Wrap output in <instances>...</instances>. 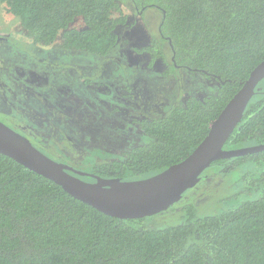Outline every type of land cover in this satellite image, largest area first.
I'll list each match as a JSON object with an SVG mask.
<instances>
[{
  "label": "trees",
  "instance_id": "16d2710c",
  "mask_svg": "<svg viewBox=\"0 0 264 264\" xmlns=\"http://www.w3.org/2000/svg\"><path fill=\"white\" fill-rule=\"evenodd\" d=\"M129 2L140 12L160 10L161 39L175 63L219 88L140 121L149 141L86 171L103 180L146 179L185 159L264 61V0H0L36 44L61 38L66 50L102 57L118 44ZM78 20L82 28H72ZM263 144L264 86L224 149ZM208 174L234 175L239 192L213 215L189 208L185 223L152 230L142 226L147 218L108 216L0 154V264H264V152L215 162L202 181Z\"/></svg>",
  "mask_w": 264,
  "mask_h": 264
},
{
  "label": "rangeland",
  "instance_id": "374dc122",
  "mask_svg": "<svg viewBox=\"0 0 264 264\" xmlns=\"http://www.w3.org/2000/svg\"><path fill=\"white\" fill-rule=\"evenodd\" d=\"M132 21L129 22L126 28L121 30V33L123 32L120 38L121 43L128 42L126 49L120 47V53L124 55L118 56V53L115 52L114 54L118 60L115 57L103 58L102 66L94 71L93 67H83L84 64L86 65L85 62L91 59L80 57L81 62H78V59H73L76 61H72L70 59L72 55L68 58V53L66 52H61L62 54L58 52L52 53L50 51L51 47L47 48L36 44L28 36L19 19L10 15L6 10V5L0 3V121L10 126L17 133L29 138L38 149L52 160L87 171L94 165L111 159L110 142L93 139L86 135L88 134L87 131L95 129L98 121L106 125H110L111 122L108 118L100 114L97 115L96 106L92 99H84L77 93H71L68 88H61V85L72 87L73 79H84L91 86V90L96 93L97 101L105 103L106 105H104L107 106V98L115 103L121 104V101L116 97L108 96V93L111 92L109 85L99 87L96 84L128 78L130 83L127 84L130 86L129 94L132 95V90H136L139 98L135 99V97L133 100L131 97L130 99L124 98V101L134 102L135 104L137 102L141 112L144 113L137 114L134 111L132 112L130 108L122 109L121 118L123 116L128 117L130 124H127L126 127L129 126L130 128H137L134 126V121L139 120L141 117L159 118L166 116L174 108L185 105L191 95L203 97L217 91L219 83L214 78L185 68L174 69L172 76L168 77L164 83L157 82L156 76L152 74L153 71L145 70L149 53H143L141 50L136 49L142 42V37H137V43L132 41L140 33H143L148 40L162 41L160 28L163 22V13L156 8H149L144 12L143 16L132 14ZM130 43L135 46H128ZM162 43L165 45L164 41ZM166 46L165 52L170 59L169 49H172L169 44H166ZM43 50L46 53H43ZM48 53L51 56H48ZM42 56L48 65L56 68L64 65L68 67L67 73L65 70L59 69V72L64 75V77L60 76V80L65 82L57 87V90L66 96L67 101L64 106L58 105V114L51 115V117L48 113H43L38 105L40 103V105L44 106L47 102L46 97H43V99L39 97L40 100L36 104L29 106L26 111H19L18 108H13L12 103H9L13 98L11 95L18 94L19 91L17 89L25 87V85L49 84L51 77L48 76L46 69L41 65L44 62ZM56 77L59 78V75L56 74ZM263 86L264 81L260 83L257 90H260ZM44 90L45 87H42V90L38 85L35 87V91L40 92L43 96L46 93L42 94L43 92L41 91ZM133 96L135 95L133 94ZM21 99L29 101L26 94H21ZM2 100L7 105L1 106ZM64 113L75 122L64 123L66 120L60 117ZM42 115H48L45 117L46 121L41 120ZM79 122H83L84 125L78 124V128L85 126L86 134L79 131L75 133L72 127L67 128V126L71 124L77 125ZM121 126H124V124ZM121 126H116V130L120 131ZM58 130L61 131V134L64 133L66 137V139H62L61 144H57L56 140L52 143L50 142V144L41 138V134L45 131L51 135L52 131H54L58 137ZM109 132L106 131L105 134L108 135ZM127 136L129 138L125 139V142H127L126 144H131L132 142V146L149 141V138L142 134H140V139L133 138V135L127 134ZM67 137L70 139H67ZM72 137L75 139L71 140ZM211 172L214 171L211 170L209 174ZM209 174L176 206L161 214L145 219L142 226L155 230L181 225L186 221L189 208L195 209L197 217H206L220 211L225 204V200L234 193L239 192L240 185L236 183L234 175L225 176L224 179L220 176ZM83 179L90 183L99 181V178L89 176H83Z\"/></svg>",
  "mask_w": 264,
  "mask_h": 264
},
{
  "label": "water",
  "instance_id": "95a60500",
  "mask_svg": "<svg viewBox=\"0 0 264 264\" xmlns=\"http://www.w3.org/2000/svg\"><path fill=\"white\" fill-rule=\"evenodd\" d=\"M264 80V61L212 124L204 141L185 159L152 177L90 183L88 173L52 160L23 135L0 121V154L31 172L54 182L75 199L121 220H139L161 214L179 203L197 186L215 162L264 152V144L225 150L233 132L245 117L257 88Z\"/></svg>",
  "mask_w": 264,
  "mask_h": 264
},
{
  "label": "flooded vegetation",
  "instance_id": "af4514ba",
  "mask_svg": "<svg viewBox=\"0 0 264 264\" xmlns=\"http://www.w3.org/2000/svg\"><path fill=\"white\" fill-rule=\"evenodd\" d=\"M126 7L128 8V12L125 13L124 16H126L127 21H126V25H124L123 27H120L118 30V35H119L118 44L116 45L115 48H113L111 50V52L108 55H106L104 57L89 55V54H86L85 52L76 51V50H66V49L62 48L61 38H59L58 41L56 43H54L53 45L43 46V47H47V48L51 47L50 51L52 53L58 52L59 54H62L61 52H66V53H68V58L70 57V55H72L70 58V59H72V61H76L73 59H78L77 61L81 62L80 57L83 59H91L88 62H85L86 65L84 64L83 67L84 68L93 67L92 69L94 71H96L98 68H100L102 66L103 58L107 59V58H114L115 57L116 60H118L117 56H115V54H114L115 52L118 53V56L124 55L123 53H120V47H122L123 49H126V45L128 42L121 43L120 38H121L122 33H123V32L121 33V30L126 28L129 25V22H133L132 21V14H138L140 16H143V14L145 12V11L140 12V11L136 10V8L131 3H126ZM115 14L117 17H120L119 16L120 13H115ZM82 26H83V22L78 20L75 23H73V25L71 27L76 28V29H81ZM140 36L142 37V42L139 44V47H136V49L141 50V52H143V53H149L148 59L146 61L145 70L153 71L152 74H154L156 76L157 82L164 83L168 77L172 76V72L174 69H184L185 68V67L180 66V65L175 63V54H174L173 50L169 49V53L171 54V57H170V59L168 58V55L165 52L166 47H167L166 44H169L168 42L164 41L165 42V45H164L162 43L163 41H159V40L154 41V40H150V39L148 40L145 38L143 33L138 34L132 42L137 43V37H140ZM130 45L135 46L133 43H130L128 46H130ZM40 46H42V45H40ZM43 51H44L43 53H46L45 50H43ZM47 55L51 56L50 53H48ZM42 60H43V56H42ZM157 64H159V65H157ZM41 65L43 66V68L46 69L48 76L51 77V81H49L48 85L40 84V83L37 84L38 86L41 87V90H42V87H45V90L41 91V92H43L42 94H44V93H46V94H44V96L41 95L40 92L35 91V87L37 85L32 86L29 84V85H25V87L17 89L19 91L18 94L11 95L15 99L12 98L11 102H9V103H12L13 108H18L19 111H26L29 109V106L36 104V102H38L40 99H43V97H46L47 102L45 103V105L44 106L40 105V103H38V105H39V108H41L43 113H48L51 117V115L58 114L57 113V106L58 105L64 106V104L67 101L66 96L61 94L57 90V87H59L61 84H63L65 82V81L60 80L61 79L60 76L64 77V75L59 72V69L61 68L62 70H65L67 73L68 67L64 65L63 67L56 68L55 66L48 65L47 62H45V61ZM185 69H187V68H185ZM187 70H189V69H187ZM192 72H194V71H192ZM14 74H18V73H14ZM56 74L59 75V78L56 77ZM3 76H5V75H3ZM6 79H7V77H6ZM24 81H25V78H24ZM128 83H129L128 78H123L121 80L118 79V81L117 80L104 81V82H101V84H96V86H99V87L100 86L104 87V86L109 85L111 87V92L108 93V96L109 97H116V98L120 99V101H121V104L115 103V102H112L109 98H107V103H108L107 106H105L106 105L105 103L97 101L96 93L93 90H91V86L88 85V83L84 79H81V80L80 79L79 80L73 79L72 80V87H70L68 85H61V88L62 87L68 88L71 90V93H73V94L77 93V94L81 95L84 99H92L94 105L96 106L97 115L100 114V115L108 118L109 121L111 122L110 125L102 124L100 121L96 122L95 129H93L91 131H87L88 134L85 133L86 132V130L84 129V128H86L85 126H83V128L82 127L78 128V124L84 125L83 122H79V123H77V125L71 124L70 126H67V128L72 127V129L74 130L75 133H78V131H79V132H82L83 134L88 135L89 137H91L93 139L96 138L99 141L110 142V144H111V154L110 155H113L119 149H121V150L124 149V147H131L132 142H131V144L129 142H128L129 144H126L127 142H125V139L129 138V136H127V134L133 135V138H140V134H142V133L140 132V129H139V122L142 121L143 119L151 118V117H141L139 120H135L134 126H136L137 128H132V127L130 128L129 126L126 127L127 124H130V123H129L128 117L123 116L121 118L122 109L130 108L132 110V112L134 111L137 114H144L141 112V108L137 102L135 104L134 102L129 103V101L128 102L124 101V98L130 99V97H131L132 100L135 97H136L135 99L139 98V95L136 92V90L135 91L132 90V95L129 94L130 93V86L127 85ZM71 93H70V95H71ZM21 94H24V95L26 94V96L29 98V101L27 102V101H25V99H21ZM133 94L135 96H133ZM104 95H106V94H104ZM191 96H193V95H191ZM194 96L200 97L199 95H194ZM39 97H40V99H39ZM103 101L105 102V100H103ZM5 104L7 105V103H4V101L2 100L1 106L5 105ZM47 116L48 115H42L41 120L46 121L45 117H47ZM164 116H162V117H164ZM60 117L63 120H66L64 123L75 122L68 115H66V113L61 114ZM125 122H127V123H125ZM123 124H124V126H121ZM116 126H121V130L117 131ZM88 127L90 128V126H88ZM106 131H110L108 135L105 134ZM58 132H59V135L57 137V135L55 134L54 131H52L53 136L50 133H48L47 131H45L41 134V138L45 139V141H47L49 143L50 142L52 143L54 140H56L57 144L58 143L61 144L62 139H66V137H65L64 133L61 134V131L58 130ZM76 137H78V136H76ZM67 139H70V138L67 137ZM73 139H75V138L72 137L71 140H73ZM38 150H40V149H38ZM77 170H79V169H77ZM80 171H82V170H80ZM82 172L87 173L86 171H82Z\"/></svg>",
  "mask_w": 264,
  "mask_h": 264
}]
</instances>
